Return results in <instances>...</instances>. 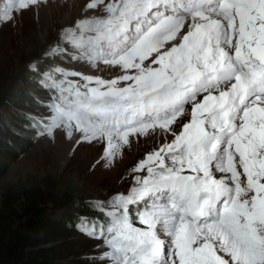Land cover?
<instances>
[{"label":"snow or ice","instance_id":"6c2138e0","mask_svg":"<svg viewBox=\"0 0 264 264\" xmlns=\"http://www.w3.org/2000/svg\"><path fill=\"white\" fill-rule=\"evenodd\" d=\"M37 4L6 0L0 22ZM81 12L45 55L66 44L120 72H42L55 94L37 135L103 142L102 158L163 138L110 197L108 223L81 230L108 264H264V0H85Z\"/></svg>","mask_w":264,"mask_h":264},{"label":"rangeland","instance_id":"374dc122","mask_svg":"<svg viewBox=\"0 0 264 264\" xmlns=\"http://www.w3.org/2000/svg\"><path fill=\"white\" fill-rule=\"evenodd\" d=\"M5 2L0 0V6ZM84 2L38 0L36 6L15 11L14 19L0 22V208L8 196L7 201H14L13 206L19 209L23 186L26 189L39 186L43 190L46 184H57L67 186L82 198L61 208L44 206L49 215L104 216L110 197L127 192L135 175L146 174L134 173L132 169L163 140L158 135L130 137V143L121 145L114 157L102 158L103 142L77 145L79 134L68 139L61 130L55 132L54 138L37 135L43 131L41 118L48 116L52 96L49 95L52 90L41 85L42 72L60 66L104 79L120 72L102 63L92 66L85 60L72 59L75 50L66 44L61 47L69 49L67 54L45 55L55 46L61 30L81 18ZM4 95L6 102H1ZM163 197L161 202H166ZM99 202H104L102 208ZM71 220L62 245L53 256V264H108L101 255L107 250L102 239L90 238L79 227L82 223L75 224L77 220L73 217ZM103 221L99 217V222Z\"/></svg>","mask_w":264,"mask_h":264},{"label":"trees","instance_id":"16d2710c","mask_svg":"<svg viewBox=\"0 0 264 264\" xmlns=\"http://www.w3.org/2000/svg\"><path fill=\"white\" fill-rule=\"evenodd\" d=\"M1 102H6L5 95ZM45 186L43 190L39 186L32 189L23 186L19 209L13 206L14 201H7L8 196L3 202L0 208V264H53V256L67 234L66 227L75 217L65 214L54 218L43 207L52 204L61 208L82 196L67 186ZM90 216L101 215L91 213Z\"/></svg>","mask_w":264,"mask_h":264},{"label":"bare ground","instance_id":"6f19581e","mask_svg":"<svg viewBox=\"0 0 264 264\" xmlns=\"http://www.w3.org/2000/svg\"><path fill=\"white\" fill-rule=\"evenodd\" d=\"M67 24H68V23H67ZM67 24H65V25H67ZM65 25H64V26H65Z\"/></svg>","mask_w":264,"mask_h":264}]
</instances>
